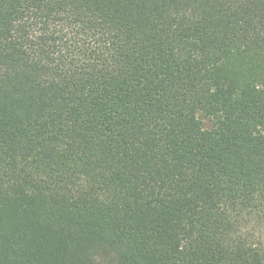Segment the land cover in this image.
Segmentation results:
<instances>
[{
	"label": "trees",
	"instance_id": "16d2710c",
	"mask_svg": "<svg viewBox=\"0 0 264 264\" xmlns=\"http://www.w3.org/2000/svg\"><path fill=\"white\" fill-rule=\"evenodd\" d=\"M0 264H264V0H0Z\"/></svg>",
	"mask_w": 264,
	"mask_h": 264
}]
</instances>
